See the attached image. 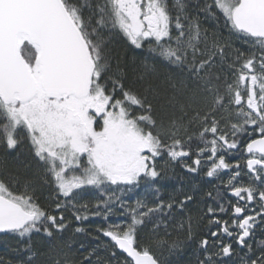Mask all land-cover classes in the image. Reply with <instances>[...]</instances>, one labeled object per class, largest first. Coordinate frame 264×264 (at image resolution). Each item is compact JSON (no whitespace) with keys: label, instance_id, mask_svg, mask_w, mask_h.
<instances>
[{"label":"snow or ice","instance_id":"6c2138e0","mask_svg":"<svg viewBox=\"0 0 264 264\" xmlns=\"http://www.w3.org/2000/svg\"><path fill=\"white\" fill-rule=\"evenodd\" d=\"M202 17L228 36L203 27ZM118 37L137 49L147 44L151 58L175 72L144 62L129 81L115 50ZM232 37L247 51L234 48ZM157 106L171 113L157 118ZM25 141L54 196L45 207L33 179L0 177V234L30 253L21 264H62L56 257L68 247L59 239L71 222L66 211L82 224L90 216L107 221L116 207L128 220L98 229L110 238L111 255L126 254L123 264H163L153 247L174 252L195 239L188 216L178 225L184 240L138 242L146 220L160 217L154 233L167 229L193 199L160 198L156 184L166 170L157 160L165 156L190 159L183 163L190 173L208 165V177L229 170L224 186L236 203L225 207L219 191L207 193L217 204L207 207L208 223L217 230L211 241L199 239L205 256L197 264L230 258L233 243L247 249L242 264H264V240L250 243L264 223V0H0V147L14 150ZM234 154L246 156L243 164L226 159ZM242 172L249 183H241ZM140 186L156 198L152 206L122 199L126 188ZM89 189L100 194L91 204L83 199ZM35 235L51 242L46 253L33 247ZM94 253L79 264H102L90 259Z\"/></svg>","mask_w":264,"mask_h":264},{"label":"trees","instance_id":"16d2710c","mask_svg":"<svg viewBox=\"0 0 264 264\" xmlns=\"http://www.w3.org/2000/svg\"><path fill=\"white\" fill-rule=\"evenodd\" d=\"M202 26L209 29V31H220L223 36H228L227 31L219 28L216 22L211 19L205 20L202 17ZM231 40L234 48L247 51L248 46L244 45L242 41L237 40L235 37H232ZM115 50L120 54L123 61L122 67L124 72L127 73L129 81L133 80L140 73L141 65L144 62L156 63L158 70L162 74L165 72H175L174 68H168L165 64L154 61L148 52L147 44L143 48L137 49L130 45L125 38L118 37L115 42ZM160 79L163 80L164 76L161 75ZM136 111V109H133L134 113ZM170 113L171 110L166 107L161 108L157 106L156 108L157 118H167ZM195 131L196 129L192 128L189 130V134ZM196 143L194 141L193 146ZM200 146L202 147L203 145ZM229 157L231 156H226L227 159ZM163 158L167 159V164L164 166L166 171L163 174V178L159 179L156 184V187L160 188V198L168 200L170 196H175L177 199H182L183 195L187 193L192 195L193 199L186 204L184 211L177 210L173 213V216L167 220V229L161 225L158 233H154L152 231L153 225L159 222L160 217H152L146 220L145 224L138 229V242L141 245H145L156 239H165L169 243L177 239L184 240L186 233L179 230L178 225L181 221L186 220L188 216H191L195 237L193 241L184 243L179 250L174 252H169L167 246L160 248L153 247V251L161 258L163 264H197V259H203L205 256V253L198 250L199 239L208 236L210 241L212 240L209 234L208 215L206 211L208 206H212L214 200L209 198L207 193L212 192L213 197H215L216 192L219 191L221 193L220 199H224L227 191L215 185L209 178L207 180L202 172L190 176L186 168L183 167V163H186L187 159L183 162H170L166 156ZM9 173L19 176L21 181L24 178L33 179L37 186L35 195L39 198L40 203L45 207L52 206L51 201L54 192L50 186H46L43 183V167L34 159L27 141L14 150H5L0 147V177L7 179V174ZM13 190H20V186H14ZM110 190L120 194L116 186H112ZM99 195L96 190L89 189L86 190L83 199L91 204L95 202V199ZM122 199L129 204H134L137 199H141L149 206H152L156 198L151 192H147L143 186H140L131 191H128L126 188ZM165 216H167V213H165ZM65 217L71 222L69 227L59 235V239L61 243H66L68 247L65 248L66 255L56 257L61 260L62 264H79V261L84 256H87L89 252L93 251V249H95V253L90 257L93 262L99 257L102 264H123L126 256L116 251V256L113 257L111 252L115 249L111 246L110 238L104 237L98 231L100 228H107L109 224H122L128 220L119 207L114 209L113 214L108 217L107 221L104 220L103 216H90L87 221L81 224L72 219L71 210L65 212ZM77 226L84 227L86 231L83 233L74 232V228ZM166 231L168 233L167 235L165 234ZM50 243L42 235L33 236V247L40 252L46 253ZM104 245L108 247L105 248ZM29 255L30 253L24 250V245L17 242L16 237L0 234V261L3 264H21ZM41 260L46 262L48 256H42ZM85 264H87L86 261Z\"/></svg>","mask_w":264,"mask_h":264},{"label":"flooded vegetation","instance_id":"af4514ba","mask_svg":"<svg viewBox=\"0 0 264 264\" xmlns=\"http://www.w3.org/2000/svg\"><path fill=\"white\" fill-rule=\"evenodd\" d=\"M237 158L241 159L242 164H243L244 159H246V157H243V158L237 157L235 154L233 156L229 157V159H227V158L226 159L231 163V162H234V160ZM157 162L159 163V166L164 167L165 164H167V159L166 158H159ZM187 162L190 164L191 160L187 159L186 163ZM207 168H208V165L202 164L201 168L196 173H190V172H188L187 169H186V171L190 174V176L195 175L199 172H202L205 175V177L207 178V180L209 178V180H212L215 185H218V187L223 188L225 190L224 182H226L229 178V170H225V172H222L218 177H215V176L214 177H208V176H206ZM242 177H243V179L241 180V183L247 184L250 182V178L247 176H244L243 172H242ZM226 201H231L232 204L236 203V199L228 191H227V193H225V198L220 199L219 203L224 204L225 207H228V204L226 203ZM216 206H217L216 202L213 201L212 207L215 208ZM211 218L212 217L210 215H208V221ZM221 219H229L230 220V215H222ZM216 230H217V228L215 225H209V234L211 231H216ZM211 239H213V238L211 237ZM261 240H264V223L258 224L257 228L255 229V238H254V240L250 241V243H252L253 247L255 248L257 242H259ZM225 242L228 243V242H232V241L230 239L226 238ZM233 248H234V253L230 258H219V261L217 263L218 264H242V258L245 257V255L247 253V249H242V248L238 247L235 243H233ZM256 254H258V253H256Z\"/></svg>","mask_w":264,"mask_h":264},{"label":"water","instance_id":"95a60500","mask_svg":"<svg viewBox=\"0 0 264 264\" xmlns=\"http://www.w3.org/2000/svg\"><path fill=\"white\" fill-rule=\"evenodd\" d=\"M120 253H122L121 251H119ZM122 254H124V253H122ZM125 256H126V254H124Z\"/></svg>","mask_w":264,"mask_h":264},{"label":"rangeland","instance_id":"374dc122","mask_svg":"<svg viewBox=\"0 0 264 264\" xmlns=\"http://www.w3.org/2000/svg\"><path fill=\"white\" fill-rule=\"evenodd\" d=\"M158 161V160H157ZM157 165L159 166V163L157 162Z\"/></svg>","mask_w":264,"mask_h":264}]
</instances>
